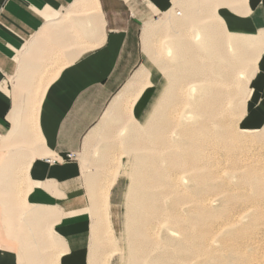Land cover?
<instances>
[{
    "label": "crops",
    "instance_id": "0c3cea01",
    "mask_svg": "<svg viewBox=\"0 0 264 264\" xmlns=\"http://www.w3.org/2000/svg\"><path fill=\"white\" fill-rule=\"evenodd\" d=\"M199 2L215 29L196 18ZM179 9L193 40L209 32L219 49L242 40L253 75L235 125L264 148V0H0V264H96L111 230L99 237L93 213L103 209L92 204L97 183L85 178L81 150L119 105L117 122L138 121L154 87L142 38L150 50L159 27L148 20L165 26ZM176 35L164 39L192 47Z\"/></svg>",
    "mask_w": 264,
    "mask_h": 264
},
{
    "label": "rangeland",
    "instance_id": "374dc122",
    "mask_svg": "<svg viewBox=\"0 0 264 264\" xmlns=\"http://www.w3.org/2000/svg\"><path fill=\"white\" fill-rule=\"evenodd\" d=\"M198 8L199 10L196 18L200 19L204 25L212 26L215 29L217 22L213 20L211 10L205 8L201 2H199ZM188 12L187 9H179L180 15L176 16L173 11L170 20H166V23L167 21L168 23L165 26H161L163 23L159 17L148 20L150 26L159 27V32L152 37L149 54H146L144 51V53L142 52L143 47L141 49L142 45L140 46V42L139 49H141L143 54L145 67L151 73V82L154 87L151 89L149 100L145 107L139 110V106H137L135 116L138 121H134L133 124L124 119L117 122L119 118L124 117L123 104L119 105L115 112L103 118L94 133L87 138L83 144L80 158L85 170L84 172H86L85 178L97 183L92 197L98 199L99 203L102 205L105 201L107 202L104 206H107L108 220L111 228V242L105 243L101 241L100 244H98L100 247L96 264H129L126 260L129 258L128 239H130L128 235L130 220L127 214L129 213L127 203L130 197L129 191L133 178V168H137L140 152H135L132 149L130 151L128 150V142L131 135L129 136L127 129H129L128 127H133V136L140 130L142 119L153 108V104L158 96V90H161L165 85V79L156 67V62L161 60V56L164 55L167 50V45L165 44L167 39H164V37L172 38L171 35L175 32L177 33L176 37L183 36V38H186L190 42L196 37V29L188 27V17L186 16ZM181 22L185 23L183 28L179 27ZM233 51L235 50L226 45H223L219 50V52L224 55H229L230 58L236 57V53L234 54ZM154 53L159 54L158 56L160 58L157 55L155 56ZM163 59H165V57ZM235 61L236 58H233V62ZM240 62L243 68L234 71L233 87L242 85L245 87L253 75L251 61L248 59H241ZM239 98L240 97H234L230 100L224 116L227 122L226 128L228 130L225 143L228 144L224 143L221 147L213 144L210 148L212 149L210 151V162L213 165V174H215V177L217 176L216 184L218 188L216 184H212L217 190L213 189L214 191H212L211 195H208L209 198L207 201L209 207L215 211V213H213L214 218H212V220L210 218L209 225L199 228L200 230L207 231L206 241L202 244H199L198 241L185 242V239L190 235L189 232H192L193 229H195V231L193 230L192 233L196 232V227L190 230L187 229L189 232L183 227L186 232L185 234L181 232L183 233L181 236L175 232L176 229L178 230V228H175L177 227L175 222L177 223L178 219H180L177 218V221H174L176 217L173 212L175 213L176 209L177 211L175 214L178 215L177 217H181L184 223L186 222V225L189 218L193 217L192 220L194 217L196 218L195 212L197 210V203L196 201H192V198L193 200L196 198L194 194L195 190L198 191V186L194 191L192 190V192H190L189 189H194L195 186L189 183V175L184 174L180 177L177 172L176 178H179L178 181L173 175L174 172L171 171L168 180L172 179V183L170 180H165L169 182L168 185L167 182H165L167 186L164 184L163 187L160 185L161 188H159V190L161 189L160 193L163 191L164 194H166L165 192L167 189L169 194L167 193V197L163 194L165 199L163 198L164 201L162 200L159 203V206L162 204L164 205L160 207L164 211L160 210L161 212L159 213H166L165 216L161 219L159 218L160 221L153 222V232L155 233L153 236L156 238L158 242L155 241L159 243V245L157 244V247L153 246L155 248L152 247L155 250L152 249L153 252H151V256L154 257L158 252H165L163 253L164 255L161 253L159 254L162 255L161 257L157 256L163 261L164 259H162V257L167 261L171 259L168 261L170 264H264V148L258 144L254 135H250L252 136V139H250L240 136L242 134L237 131L235 124L239 115ZM137 114L141 116H137ZM105 134H110L111 137H103ZM249 172L254 173L258 178V190H262V193L258 194V196L250 192L252 190L249 187L248 180L246 181V175H244ZM212 179L215 180L213 177ZM180 180L183 181L182 184H180ZM213 180L211 182L215 183ZM182 185L187 192H184L183 189L182 193H180V189L183 188ZM250 194L252 197H250ZM234 196L239 197L236 199L233 198ZM180 197H184V199L187 201L189 200V202H186L184 199L182 202L179 201ZM243 197L244 199H242ZM174 205H178L179 208ZM168 206L169 208L173 209L174 207V209H176L172 211ZM169 211L172 216L174 215V218L172 217L173 219ZM189 212L190 216L188 218ZM168 218L171 219V221ZM167 220H169V223ZM172 221H174L173 224L171 223ZM185 235L186 237L183 238ZM178 245L179 248L176 247ZM164 249H166L167 252L164 251ZM178 249L186 250H184V253L181 250V253ZM168 251H172L171 253L174 255L168 253ZM185 251L188 252V254ZM169 254H171V258L168 257ZM176 254H179V256ZM172 255L178 257L175 256V258ZM157 256H155V258H158ZM167 261L165 264H169Z\"/></svg>",
    "mask_w": 264,
    "mask_h": 264
},
{
    "label": "bare ground",
    "instance_id": "6f19581e",
    "mask_svg": "<svg viewBox=\"0 0 264 264\" xmlns=\"http://www.w3.org/2000/svg\"><path fill=\"white\" fill-rule=\"evenodd\" d=\"M199 35L198 38L193 40L192 47L194 49L185 43L172 45L171 42L166 41L167 55L165 59L156 60V66L165 79V85L156 98L153 108L149 112L146 120L141 123L140 130L134 134L130 142L131 149L135 152H140V158L137 163V168H133V178L129 191L130 197L127 203L129 211L127 214L130 220L128 235L130 239H128L129 261L128 259L126 260L129 264H165L167 261L163 257L162 259H164V261L166 260L165 263L160 259L165 252L157 253V251H159L157 250L156 253L160 257L156 254L154 257L151 256V252H153L152 249L155 248L153 246L157 247V244L159 245V243H157L158 241L153 236L155 235L153 232V222L160 221L166 214L163 212L159 213L161 212L160 210H163L160 207L164 206L163 204L159 206V203L163 198L165 199V197H167L168 190L165 186L169 183L168 181L170 179L168 180V177L171 171L174 172V174L173 172L172 174L178 181L179 178H176L177 172L180 177L184 174L189 175V183L195 186L194 189H189L190 192H192V190L194 191L198 186V191L195 190L194 194L196 198H194V200L192 198V201H196L197 203V210L195 212L196 218L194 217L193 220V217L189 218V212V219L187 218L189 221L187 225L181 217H177L178 215L175 214L177 209L175 208V210L174 207L173 209L169 208L171 205L168 206L170 210H175L173 214L176 220L174 219V221L180 218L177 223L175 222V224H177L175 228H178L175 232L181 236L183 234L181 232L185 234V230L196 227L198 231L196 230L194 233L192 232L193 230L195 231V229H193L192 232L187 230L190 235L185 239V242L198 241L199 244H202L206 241L207 231L200 230L199 228L209 225L210 218L211 220L214 218L213 213H215V211L207 204L208 195H211L212 191L218 188L216 184L217 176L215 177V174H213V165L210 162V151L212 150L210 148L213 144L221 147L225 143L228 133L226 128L227 122L224 119L227 105H229L230 100L234 97H240L239 100L242 99L245 93V87L243 85L233 87V84L234 71L243 68L240 61L241 59H246L247 55L243 52L244 50L238 49L240 48L238 47L239 43H241L240 46L243 47V42L237 37H231L229 39L231 48L235 49L233 53H236V57H233L234 59L236 58V61L233 62V58H230L229 55L226 56L219 52L220 49L215 46L214 37L211 33L208 32L207 35L203 36L201 32ZM146 36L145 33L142 38V45L144 51L149 54V43L147 42ZM245 44H248L247 41ZM174 51L176 52L174 53ZM211 52L212 54H210ZM136 75L135 78L141 80V71ZM146 86L147 84L145 87ZM140 94L141 89L137 91L134 101H136ZM244 175H246V181L248 180L249 187L252 190L250 192L255 193L257 196L261 194L262 190H258L259 181L257 176L250 172ZM212 177L215 180H213ZM212 180L215 181V183H212ZM165 182H167V185ZM180 182V184H182L183 181L180 180ZM164 184L166 194H164L163 191L160 193L161 189L159 190V188H161L160 185L163 187ZM212 184H216L217 188L215 189ZM183 189L184 192H187L183 187L180 189V193H182ZM163 194L166 196L163 197ZM237 197L234 196L233 198L238 199ZM244 197L242 199H244ZM250 197H252V195ZM183 199L184 197H180L179 201L182 202ZM176 201L179 202L178 200ZM186 202H189V200H186ZM105 203L107 202L105 201L104 204ZM92 204L95 207L96 204L100 203L93 202ZM104 204H101L103 213H93L94 222L96 220L99 221V229L101 231L99 237L102 239L104 235L108 234L111 230L107 220V206L105 207ZM175 207H178V205ZM178 212L181 214L179 210ZM170 215L171 218L174 216H172L171 212ZM169 220L171 221V219ZM169 220H167V222ZM174 221L171 223L173 224ZM185 237L186 235L183 238ZM94 242H96V240ZM176 247L179 248V245ZM181 250L182 249L179 251L181 253L183 251L184 253L186 249ZM164 251H166V249H164ZM171 252L168 251V253ZM160 253L162 255H159ZM186 253L188 254V252ZM171 254H169V258H171ZM176 255L179 256V254ZM155 256L158 258H155Z\"/></svg>",
    "mask_w": 264,
    "mask_h": 264
}]
</instances>
